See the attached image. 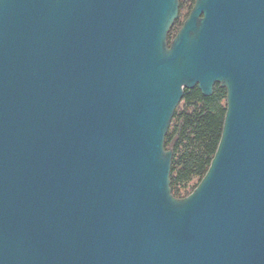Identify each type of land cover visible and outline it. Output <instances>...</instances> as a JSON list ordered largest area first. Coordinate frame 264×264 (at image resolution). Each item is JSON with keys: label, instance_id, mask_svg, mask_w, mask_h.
Wrapping results in <instances>:
<instances>
[{"label": "water", "instance_id": "obj_1", "mask_svg": "<svg viewBox=\"0 0 264 264\" xmlns=\"http://www.w3.org/2000/svg\"><path fill=\"white\" fill-rule=\"evenodd\" d=\"M0 0V264H264V0ZM226 90L170 189L184 89Z\"/></svg>", "mask_w": 264, "mask_h": 264}, {"label": "trees", "instance_id": "obj_2", "mask_svg": "<svg viewBox=\"0 0 264 264\" xmlns=\"http://www.w3.org/2000/svg\"><path fill=\"white\" fill-rule=\"evenodd\" d=\"M194 0H179L178 17L168 31L172 40ZM226 90L218 83L204 96L197 86L184 89L164 138L172 150L170 189L176 198L188 195L205 174L218 145L226 107Z\"/></svg>", "mask_w": 264, "mask_h": 264}]
</instances>
